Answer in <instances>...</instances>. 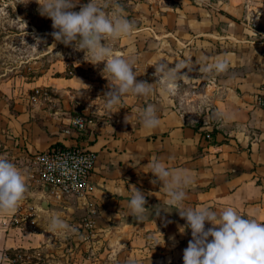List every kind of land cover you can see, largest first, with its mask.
Returning a JSON list of instances; mask_svg holds the SVG:
<instances>
[{"label": "crops", "instance_id": "1", "mask_svg": "<svg viewBox=\"0 0 264 264\" xmlns=\"http://www.w3.org/2000/svg\"><path fill=\"white\" fill-rule=\"evenodd\" d=\"M148 1L158 18L150 48L136 56L140 72L150 69L154 75L159 62H184L187 72L166 98L153 96L163 87L152 81L151 94H126L112 115L104 104L93 106L87 130L78 132L68 124L82 106L67 97L79 93L73 78L52 76L49 69L30 80L0 74V158L22 171L27 186L16 210L0 215V264L6 249L43 247L42 221L55 204L84 208L108 249L119 251L110 256L111 264H183L191 229L177 207L168 205L162 185L151 182L155 177L145 166L153 160L192 177L181 207H206L217 215L233 207L264 223V109L256 104L264 83V0ZM218 59L228 61L227 71L200 70ZM149 105L160 119L153 130L140 123ZM55 143L97 154L92 189L83 198H50L48 210H42L33 155ZM131 186L145 194L142 220L129 207Z\"/></svg>", "mask_w": 264, "mask_h": 264}, {"label": "clouds", "instance_id": "2", "mask_svg": "<svg viewBox=\"0 0 264 264\" xmlns=\"http://www.w3.org/2000/svg\"><path fill=\"white\" fill-rule=\"evenodd\" d=\"M36 2L40 5V14L52 20L55 31L51 35L55 41L83 51L85 60L90 56L94 65L104 63L102 75L109 82V91L102 97L110 115L124 95L151 94L153 83L137 81L133 64L119 53H114L105 43L108 38L115 41L128 36L134 29V24L121 15L119 6L111 14H106L95 0L81 5L78 12L73 10L77 6L73 0ZM40 43L41 40L37 38L33 47H38ZM228 66V61L218 59L200 70L222 73L227 71ZM154 68L155 83H160L167 94H174L178 81L187 76L184 62H177L174 66L159 62ZM125 123H129V115L125 116ZM140 123L148 130L160 125L153 105L147 106L140 113ZM145 167L151 168L155 177L151 182L162 185L161 188L169 197L168 205L177 207L180 217L187 222L185 227L191 229L192 239L184 249L183 264H264V223L242 217L233 207H227L220 215L206 207L185 209L181 207L186 199L184 189L193 182L192 177L183 170L169 171L158 160L149 161ZM131 189H134L129 204L131 213L142 220L147 209L145 194L135 186H131ZM26 191L22 171L7 159L0 158V215L14 212ZM206 222L211 227L206 229ZM49 227L55 232L67 230L69 225L54 215Z\"/></svg>", "mask_w": 264, "mask_h": 264}, {"label": "rangeland", "instance_id": "3", "mask_svg": "<svg viewBox=\"0 0 264 264\" xmlns=\"http://www.w3.org/2000/svg\"><path fill=\"white\" fill-rule=\"evenodd\" d=\"M89 0H73L77 6L73 9L79 11L80 6L87 4ZM103 8L106 14H111L117 6L121 15L134 24L132 33L113 41L106 39L114 53H119L123 58L133 64V71L137 74V81H155L151 70L141 71L137 54L151 46L152 23L158 18V14L148 0H95ZM40 5L36 0H0V74L8 76H23L30 80L45 73L71 77L77 83V96L67 94L69 98L82 106L76 107L72 114H83L87 118L93 117V106L104 104L102 97L109 91L108 80L102 75L104 63L94 65L91 57L85 60V53L74 47L65 46L55 41L51 35L53 31L52 20L40 14ZM37 38L41 40L38 47ZM65 67L62 72L57 69ZM107 76L108 74L105 73ZM167 97L164 89L155 90L153 96ZM125 95L121 98L124 99ZM85 109V111H83ZM37 181V180H36ZM43 194L49 197L43 187L37 181ZM41 197V198H42ZM40 198V199H41ZM55 199V198H54ZM59 201V200H57ZM38 207L43 209L39 205ZM50 209V208H49ZM53 212L48 214L46 224L45 243L42 248L26 250L24 252L6 255L3 264H111L110 256H119V251H110L107 247V238L103 234H96L93 218L89 217L84 208L69 204L62 207L53 205ZM30 210V209H29ZM56 215L64 220L69 228L63 231H52L49 227L51 218ZM6 249L4 252L10 251ZM12 256L13 258L9 257Z\"/></svg>", "mask_w": 264, "mask_h": 264}, {"label": "built area", "instance_id": "4", "mask_svg": "<svg viewBox=\"0 0 264 264\" xmlns=\"http://www.w3.org/2000/svg\"><path fill=\"white\" fill-rule=\"evenodd\" d=\"M256 104L264 109V83L256 93ZM89 123L90 120L83 114L74 115L68 122L78 132L86 131ZM205 137L209 139L211 135L206 133ZM33 161L37 168V181L41 187H47L49 197L83 198L91 192L90 178L97 154L85 146L55 143L34 153Z\"/></svg>", "mask_w": 264, "mask_h": 264}, {"label": "water", "instance_id": "5", "mask_svg": "<svg viewBox=\"0 0 264 264\" xmlns=\"http://www.w3.org/2000/svg\"><path fill=\"white\" fill-rule=\"evenodd\" d=\"M47 187H44L43 188V191L45 192V193H47ZM46 202V203H45ZM39 205L43 208V209H47L48 208V200H47V198H45V197H42L40 200H39Z\"/></svg>", "mask_w": 264, "mask_h": 264}, {"label": "trees", "instance_id": "6", "mask_svg": "<svg viewBox=\"0 0 264 264\" xmlns=\"http://www.w3.org/2000/svg\"><path fill=\"white\" fill-rule=\"evenodd\" d=\"M76 115H79V114H76ZM57 144V143H56ZM12 251V253H14V254H16V253H19V252H24L25 250L24 249H12V250H10V251H7V252H5V254H9V252H11ZM9 257L10 258H13L12 256H10L9 255ZM13 264H19L18 262H13Z\"/></svg>", "mask_w": 264, "mask_h": 264}]
</instances>
